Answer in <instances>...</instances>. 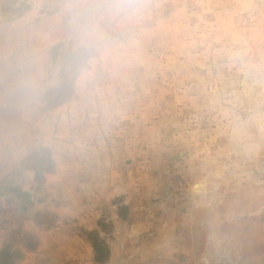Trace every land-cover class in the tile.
<instances>
[{
  "label": "rangeland",
  "instance_id": "374dc122",
  "mask_svg": "<svg viewBox=\"0 0 264 264\" xmlns=\"http://www.w3.org/2000/svg\"><path fill=\"white\" fill-rule=\"evenodd\" d=\"M0 264H264V0H0Z\"/></svg>",
  "mask_w": 264,
  "mask_h": 264
},
{
  "label": "bare ground",
  "instance_id": "6f19581e",
  "mask_svg": "<svg viewBox=\"0 0 264 264\" xmlns=\"http://www.w3.org/2000/svg\"><path fill=\"white\" fill-rule=\"evenodd\" d=\"M202 189H203V184L202 183H198V184H196V186H194L193 192L195 194H199L202 191Z\"/></svg>",
  "mask_w": 264,
  "mask_h": 264
}]
</instances>
